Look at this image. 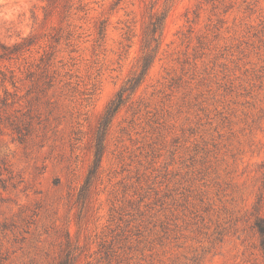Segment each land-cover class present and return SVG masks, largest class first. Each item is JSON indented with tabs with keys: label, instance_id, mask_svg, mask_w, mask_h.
<instances>
[{
	"label": "rangeland",
	"instance_id": "1",
	"mask_svg": "<svg viewBox=\"0 0 264 264\" xmlns=\"http://www.w3.org/2000/svg\"><path fill=\"white\" fill-rule=\"evenodd\" d=\"M82 1L88 14L75 4L68 19L63 2L45 23L41 0H0V53L43 35L0 59V264H58L67 243L74 264H264V0ZM151 4L170 5L160 51L83 209L98 123L137 67ZM41 58L53 88L27 73Z\"/></svg>",
	"mask_w": 264,
	"mask_h": 264
},
{
	"label": "trees",
	"instance_id": "2",
	"mask_svg": "<svg viewBox=\"0 0 264 264\" xmlns=\"http://www.w3.org/2000/svg\"><path fill=\"white\" fill-rule=\"evenodd\" d=\"M43 3H46L44 8V22L47 23L50 16L55 10L58 11L59 5L65 2L66 18H70V10L76 4L75 10L77 14L85 13L88 14L90 9L86 8L85 3L82 0H41ZM169 4H165L162 9H155L154 4H151L146 8L147 21L143 27L142 39L140 43V55L138 58V64L135 70H133L130 75L126 78L124 83L119 87L113 99L106 106L100 121L98 123L95 140H94V152L92 163L88 169L84 182L80 186L77 196L76 203L84 209L88 205L89 198L91 196L93 184L98 178V175L101 171L102 158L105 151V137L107 131L117 115L120 109L125 106L132 96L136 93L139 87L144 83L154 61L158 57L160 46L162 43L163 32L165 27V22L170 12ZM59 13L61 17L64 16L63 10ZM68 26L71 27L72 23H68ZM51 29L54 27L50 26ZM107 23L105 20H101L97 24V42L104 39L106 35ZM128 29V27H127ZM131 29L125 30L122 34L123 44L131 40L130 35ZM72 32L67 31L65 40L68 44L71 43ZM43 35L30 34L26 37L20 38L16 43H13L10 46L4 47L0 53V59L5 60H16L18 58H25L26 54L31 53L32 48L40 44V40ZM54 42L58 43L61 36H55L52 38ZM51 55V53H48ZM42 66H34L33 70L27 72L31 79H33V86L42 87V89H50L55 86V80L51 75V65L47 61H42L40 59ZM36 68V69H35ZM38 69V70H37ZM11 82V81H10ZM6 96H9L7 92ZM6 101H4V104ZM262 205L264 206V187L263 191L260 193L257 202L254 207V229L259 237V250L264 259V211L262 214L259 213ZM64 250V255L60 257L58 264H74L75 255L73 248L70 244H66Z\"/></svg>",
	"mask_w": 264,
	"mask_h": 264
}]
</instances>
